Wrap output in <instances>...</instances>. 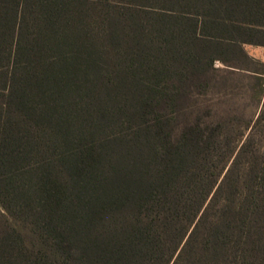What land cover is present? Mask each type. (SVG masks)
Masks as SVG:
<instances>
[{
    "label": "trees",
    "instance_id": "obj_1",
    "mask_svg": "<svg viewBox=\"0 0 264 264\" xmlns=\"http://www.w3.org/2000/svg\"><path fill=\"white\" fill-rule=\"evenodd\" d=\"M246 46L264 0H0V264H264V102L191 117Z\"/></svg>",
    "mask_w": 264,
    "mask_h": 264
},
{
    "label": "rangeland",
    "instance_id": "obj_2",
    "mask_svg": "<svg viewBox=\"0 0 264 264\" xmlns=\"http://www.w3.org/2000/svg\"><path fill=\"white\" fill-rule=\"evenodd\" d=\"M245 50L255 62L247 68L262 73L264 77V48L246 46ZM214 68L217 72L211 83L212 89L202 98L209 106V110L204 106L193 108L191 117H204L209 114L211 117L218 118L234 114L247 119L255 118L264 102V85L261 86L263 91L260 104L256 105L258 89L254 79L244 73H232L227 70L225 72L224 66L219 62L214 64Z\"/></svg>",
    "mask_w": 264,
    "mask_h": 264
}]
</instances>
